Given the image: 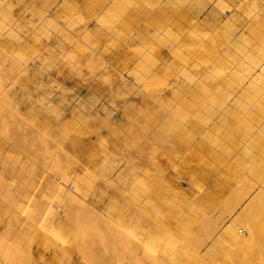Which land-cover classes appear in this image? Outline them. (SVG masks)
<instances>
[{
  "label": "clouds",
  "instance_id": "1",
  "mask_svg": "<svg viewBox=\"0 0 264 264\" xmlns=\"http://www.w3.org/2000/svg\"><path fill=\"white\" fill-rule=\"evenodd\" d=\"M45 3L54 25L0 26V157L20 169L0 173V264H214L194 255L196 233L230 222L223 264H264V84L231 75L264 72V0ZM41 30L59 43L30 71L16 54ZM217 66L230 86L187 84ZM153 235L165 240L150 255Z\"/></svg>",
  "mask_w": 264,
  "mask_h": 264
},
{
  "label": "rangeland",
  "instance_id": "2",
  "mask_svg": "<svg viewBox=\"0 0 264 264\" xmlns=\"http://www.w3.org/2000/svg\"><path fill=\"white\" fill-rule=\"evenodd\" d=\"M60 3L63 4V0H60ZM69 8L72 10H75V8H76V5L72 4L71 0H70ZM211 8H212V5H209V9H211ZM61 10L63 11V9H61ZM216 11L218 13H220L221 24L226 23L229 15L231 13V9L225 8L223 4H218V5H216ZM53 13H54V10L50 9L49 6L46 5L45 0H7V3L3 7H0V26H5V25L16 26V25H19L21 27H24L25 25H31L33 27H39L41 24H44L45 21H47L48 25H54L55 16ZM73 19H75V17H73ZM59 23H60V26L63 27L64 22L61 21ZM206 35H207L206 33H204V34L196 33L195 38L196 39H204L206 37ZM161 36L163 37L161 42L166 43L167 37L164 36L163 33L161 34ZM30 42L36 43V49L34 52L29 53V52H24V51H18V53L16 55H18L21 60L28 58L27 59V66H28L29 70L35 71V70H38L43 65V62L48 57V55L50 53H52V51L54 49L57 48V45L59 43L58 33L52 32L50 34L48 31L41 30L40 32L36 33V39L33 41H30ZM226 55L229 57L231 56L230 53H226ZM225 73H226V69L223 67H220V66L212 67L210 71H205L204 72V79L206 81H208L207 84H204L201 82H196L195 84H193V81L195 78L189 73H185V77H187V84L188 85H192L198 89L202 88L206 95L211 96L215 91V86L213 85L212 82H216L217 84H219L223 81L225 84L228 83L227 84L228 86L231 85V79H229L225 75ZM231 75H232V79H240L241 81L249 82L248 83L249 88L259 89L261 84H264V72H260L259 70H257L254 73L252 64L241 65L240 68L234 69ZM194 93L195 92L192 93L193 96L196 95V93L195 94ZM237 103H239V101H237ZM193 106H195V105L193 104ZM215 134L216 135L221 134V130H220L219 126H217V128H216ZM209 135L211 136L212 133H209ZM69 159H71V156L69 157ZM5 160H6V157H0V173H3L4 177L6 176L5 180L16 181V178L20 174L19 165H17L16 169L14 170L11 166H8L5 163ZM3 171L6 173H4ZM8 172H10L12 175ZM10 189L12 192L16 191L15 187L10 186ZM237 194H238V190L235 188V184H233V189H232L231 195H227L225 197V199H224L225 202L223 201L224 204L230 203V201L232 200V197L237 195ZM5 195H6V193L0 194V198H1L0 203L5 202L4 201ZM157 211H158L157 213H159V210H157ZM225 227L230 231L231 234H233L234 229L232 227L231 222L225 223L223 226V229ZM223 229H221V232L223 231ZM124 230L126 232H128L129 235L135 236V231L132 228L125 227ZM206 230H208V231L206 232ZM195 231H196V226L194 225V231L193 232H195ZM55 232L53 231L51 233V235H52L51 238L55 241H58V240H60L61 237H60V234L58 232H56V233ZM221 232H220L219 238L221 237ZM188 234H191V232H189ZM196 235L197 236H195V239H197L196 242H198V243H196V252L195 253H199V255H204L205 253H207V250L209 251L210 249L214 248L219 242L221 243V241H222L221 245L223 247H225V243H223L225 241L213 236L212 232L206 226L201 227L200 232H197ZM211 235L213 236V238ZM154 236L155 235H153L152 237H154ZM157 236H155L154 238L151 237L150 239H152V240L148 239L145 242H147V243L149 242L148 244H150V246H151L153 244L152 242L155 241L154 245H156L158 248L159 243L162 240H165L164 239L165 237L160 236V235H157ZM169 236H171L170 237L171 240H170V238H168L167 242L170 243L172 240L174 241V238L176 237V233H175V236H172V235H169ZM209 237H211L212 239H209ZM157 238L160 241L155 240ZM218 239H219V241H218ZM205 240H208L207 244L204 243ZM46 243L47 242H45V244ZM147 243H144V250L148 251L147 253L150 255L156 254V252H153V248L150 249L149 245L147 247ZM171 243H173V242H171ZM201 243H203V244H201ZM156 246L154 249H157ZM151 247H153V246H151ZM147 249H150L151 251L147 250ZM44 250H45V252H44ZM173 250L175 251L174 248H173ZM53 251H54V253H53ZM40 252L43 254V256L46 259H51L50 257H52L55 254L54 249L46 250L44 247H41Z\"/></svg>",
  "mask_w": 264,
  "mask_h": 264
},
{
  "label": "bare ground",
  "instance_id": "3",
  "mask_svg": "<svg viewBox=\"0 0 264 264\" xmlns=\"http://www.w3.org/2000/svg\"><path fill=\"white\" fill-rule=\"evenodd\" d=\"M228 84V83H227ZM195 94V93H194ZM4 172V171H3ZM4 173H6V172H4ZM8 173H10V172H8ZM11 174V173H10ZM9 175V174H8ZM12 175V174H11ZM15 175V174H14ZM5 178H6V176H5ZM15 182V181H14ZM15 192V191H14ZM236 193V192H235ZM1 199V198H0ZM227 199V198H226ZM225 202V201H224ZM225 205H227L226 203H225ZM157 210H159V209H157ZM156 210V212H158ZM158 214H160V211H159V213ZM160 215H162V214H160ZM182 227H184V229H185V232L186 233H189V232H193L194 231V223L192 224V225H188V224H185V225H182ZM189 229H191V231H189ZM208 230H206V232H207ZM55 232V231H54ZM56 233V232H55ZM132 234V233H131ZM207 234V233H206ZM58 235V234H57ZM170 235H172V236H175V233L173 232V233H171ZM198 235V234H197ZM196 235V236H197ZM229 235H231V233H230V231L225 227L224 229H223V231L221 232V237L219 238V239H221V240H224L225 241V239H226V237L227 236H229ZM52 236V235H51ZM155 236H157V235H155ZM154 236V237H155ZM212 236V235H211ZM54 237V236H53ZM154 237H152V238H154ZM158 237V236H157ZM164 237V236H163ZM171 236H169L168 238H170ZM56 238V237H55ZM173 238V237H172ZM212 238H213V236H212ZM211 238V239H212ZM165 239V238H164ZM219 239H218V241H219ZM149 240H152V239H149ZM155 240H159L158 238L157 239H155ZM170 240H171V238H170ZM197 240V239H196ZM214 240V239H213ZM154 241V240H153ZM160 241V240H159ZM152 242V241H151ZM155 242V241H154ZM154 242H152L151 244V246H153V247H151L150 246V244H148L147 242H145V243H147V247H148V245H149V247H150V249H152L153 248V252H157L156 250L157 249H154L155 248V246L156 245H154ZM167 242V241H166ZM171 242H174L173 240L171 241ZM169 243V242H167V243H169V244H172V243ZM217 242V241H216ZM196 243H198V242H196ZM221 243H222V241H221ZM221 243L219 242L214 248H212V249H210L209 251L207 250V253H205L204 255H199V253H194V255H196V256H206V257H208L209 259H211L212 261H214V264H223V260L226 258V254H223V250H224V248L225 247H223L222 245H221ZM223 243H225V242H223ZM47 244V243H46ZM157 244V243H156ZM201 244H203V243H201ZM158 245V244H157ZM205 245V244H204ZM146 247V248H147ZM145 248V249H146ZM156 248H157V246H156ZM150 249H147V250H150ZM155 250V251H154ZM173 250V249H172ZM151 251V250H150ZM174 251V250H173ZM206 251V250H205ZM44 252H45V250H44ZM146 253L148 252V251H145ZM196 252V251H195ZM50 253V252H49ZM53 253H54V251H53ZM201 253V252H200ZM202 254V253H201ZM47 255V254H46ZM48 256V255H47ZM51 258V257H50ZM178 259H179V256H178Z\"/></svg>",
  "mask_w": 264,
  "mask_h": 264
}]
</instances>
